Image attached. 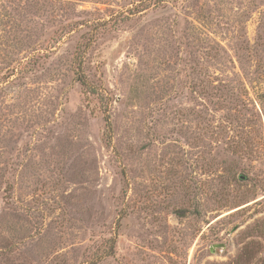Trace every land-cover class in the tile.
I'll return each instance as SVG.
<instances>
[{
	"label": "rangeland",
	"instance_id": "rangeland-1",
	"mask_svg": "<svg viewBox=\"0 0 264 264\" xmlns=\"http://www.w3.org/2000/svg\"><path fill=\"white\" fill-rule=\"evenodd\" d=\"M0 264H264V0H0Z\"/></svg>",
	"mask_w": 264,
	"mask_h": 264
}]
</instances>
